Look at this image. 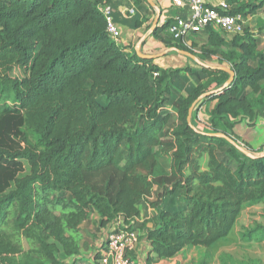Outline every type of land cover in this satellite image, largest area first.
<instances>
[{
    "label": "trees",
    "instance_id": "obj_1",
    "mask_svg": "<svg viewBox=\"0 0 264 264\" xmlns=\"http://www.w3.org/2000/svg\"><path fill=\"white\" fill-rule=\"evenodd\" d=\"M227 2L243 16L264 8V0ZM106 3L0 0V264H76L84 223L98 215L103 229L122 220L123 229L136 231L145 203L153 215L140 239L150 247L146 264H155L215 247L244 209L264 204V149L254 151L236 134L243 121L254 127L264 117L258 40L247 29L228 39L208 27L198 54L174 40L171 23L150 35L203 63H227L236 77L224 87L226 71L163 67L140 58L135 46L127 51L107 32L99 9ZM177 80L189 85L172 99ZM213 102L208 131L194 128L193 104ZM209 133L235 139L256 157ZM102 259L95 256L97 264Z\"/></svg>",
    "mask_w": 264,
    "mask_h": 264
},
{
    "label": "rangeland",
    "instance_id": "obj_2",
    "mask_svg": "<svg viewBox=\"0 0 264 264\" xmlns=\"http://www.w3.org/2000/svg\"><path fill=\"white\" fill-rule=\"evenodd\" d=\"M261 1L263 0H254L253 2L260 3ZM230 9H235V6L230 5ZM246 13L248 14L246 15L244 14L246 21L245 29L250 31L253 34V36L258 40L259 42L258 52L260 55L264 56V29L259 28L260 18L257 16L258 14L261 13H263L264 15V8L257 9V11H255L254 13L248 11H246ZM204 33H207V29L204 30ZM192 37L193 36L191 35L190 38ZM169 38L171 41H173V39L170 36ZM200 43H202L201 39L200 42L197 43V46H192L198 54H200L201 51ZM166 56H168L169 58L166 59L165 58ZM174 57H179V58L178 60H175ZM184 57L186 56L183 55L181 56L176 52H169L167 55L157 59V63L160 66L168 67V68H176L183 66L185 67L187 65L191 66L193 69H199L201 67L199 63L191 62ZM204 63L211 66L220 65V66L230 67L227 63L223 64L221 61H219L217 57L208 58ZM188 85L189 83L187 82L186 84H183L182 80H177V82L174 85V93L172 94L171 98L172 99L174 97L177 98L181 94H185ZM8 106L13 107L14 105L12 103H9ZM214 106H215V102L211 103L208 106L203 105L194 108L193 113L191 115V123L196 129L202 131H208L207 124L209 120V111ZM168 108L172 109V105L170 104ZM262 118L264 119V117ZM259 120L257 121V124ZM241 124L246 128L247 121H243ZM256 126L250 129L256 130L257 129ZM22 131L25 133L31 145L39 149L42 148L40 144V137L35 132L30 130L27 126L22 127ZM263 149H264V145L262 146L261 150ZM141 211H142V218L140 220H137L134 224V228L139 233V235L141 234L140 227L142 223L153 215V212L148 207L147 203L141 206ZM120 222H122V220H118L110 227L103 229L100 227L99 224L100 223L99 216L96 215L94 219L84 223L82 225L83 235H84L82 250L88 252L91 247V242L96 243L97 241H99L100 243H104V244L107 243L109 236L117 228L123 225V223L119 224ZM151 226L152 225H150V227ZM250 233H253L252 237L249 236ZM189 253L192 256V260L190 264H264V204L257 205L254 207H248L244 209L235 228L233 229L232 233L226 240L220 242L218 245L210 249L192 248ZM66 264H71V260H67ZM139 264H140V260H139Z\"/></svg>",
    "mask_w": 264,
    "mask_h": 264
},
{
    "label": "crops",
    "instance_id": "obj_3",
    "mask_svg": "<svg viewBox=\"0 0 264 264\" xmlns=\"http://www.w3.org/2000/svg\"><path fill=\"white\" fill-rule=\"evenodd\" d=\"M222 1L227 0H206L207 4L210 6H217ZM236 1L239 3H253L254 0ZM107 3L113 7L115 21L118 24L122 34L121 43L127 48V51L132 50V47L134 46L136 47L137 43L141 41V39L146 34H148L159 11L161 13V17L158 27H164L165 25L173 22L178 17L186 18L192 13L189 0H146L145 2L140 0H107ZM257 16L260 19H264L263 13L258 14ZM148 26H150V28L147 30ZM192 36V38H190V36L188 39V45L191 47L197 46V43L200 42V39L202 40V43H200L201 46L206 45L208 42V32L204 33V31H199L193 33ZM141 50L146 54H159L166 52L168 49H166V46L163 42L156 40L152 36H149L145 41H143ZM165 58L168 59L169 57L166 56ZM174 58L175 60H178L179 57ZM250 128L252 127L246 126L245 128L242 124H239L236 128V134L242 141L250 144L256 152H259L264 145V119L262 117L260 118L256 126V130ZM193 248L199 249L202 247ZM191 249L192 248L186 249L174 258L162 259L155 264H190L192 256L189 252ZM106 250L107 248L105 249L104 243H100L99 241L96 243L91 242L90 250L88 252L82 250L81 255L76 261V264H97L95 261V256L98 254L104 255ZM149 250L150 247L148 243L141 241L137 252L140 264H146V258ZM98 264H101L100 260Z\"/></svg>",
    "mask_w": 264,
    "mask_h": 264
},
{
    "label": "built area",
    "instance_id": "obj_4",
    "mask_svg": "<svg viewBox=\"0 0 264 264\" xmlns=\"http://www.w3.org/2000/svg\"><path fill=\"white\" fill-rule=\"evenodd\" d=\"M192 13L186 18L178 17L168 27L174 40L188 47L189 37L208 27H214L231 39L244 34L245 17L242 14L230 13V5L222 1L217 6H210L206 0H189ZM107 20V32L116 41H121L122 34L115 21L113 7L109 4L99 6ZM192 48V47H191ZM120 222L119 224H121ZM107 250L101 264H139L135 258L141 243L140 235L135 230L117 228L107 241Z\"/></svg>",
    "mask_w": 264,
    "mask_h": 264
},
{
    "label": "water",
    "instance_id": "obj_5",
    "mask_svg": "<svg viewBox=\"0 0 264 264\" xmlns=\"http://www.w3.org/2000/svg\"><path fill=\"white\" fill-rule=\"evenodd\" d=\"M152 5H154L153 3H151ZM160 17H161V13L160 11L158 12L157 14V17L154 21V24L152 26V28L149 30L148 34H146L142 39L141 41H139L135 47V50L138 54V56L142 59H145V60H153V59H159L163 56H165L166 54H168L169 52H176L180 55H183V56H186L190 59H192L193 61H195L196 63H199L201 66L203 67H206V68H212V69H218V70H223V71H226L227 73H229L230 75V78L228 80V82L225 84L224 87L228 86L230 83H232L236 77V73L230 68V67H226V66H211V65H207L203 62H201L199 60V58L197 56H195L194 54L188 52V51H184V50H180L178 48H171V49H168L166 52H163V53H159V54H146V53H143L141 48H142V43L143 41H145L154 31L155 29L158 27V23H159V20H160ZM212 93H208L206 95H204L203 97H206L208 95H210ZM202 99V97L200 98ZM197 103H194L193 106L191 107L190 109V115H189V121L191 123V115L193 113V110L195 108ZM193 126V125H192ZM194 127V126H193ZM195 128V127H194ZM208 134V133H207ZM209 135H214V136H217V137H222L224 139H226L228 142H230L232 145H234L238 150H240L241 152H243L245 155L249 156V157H256L251 151H249L248 149H246L243 145H241L240 143H238L235 139L225 135V134H210ZM264 155V154H263Z\"/></svg>",
    "mask_w": 264,
    "mask_h": 264
}]
</instances>
